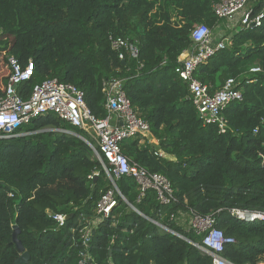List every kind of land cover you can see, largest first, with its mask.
<instances>
[{
  "label": "trees",
  "instance_id": "16d2710c",
  "mask_svg": "<svg viewBox=\"0 0 264 264\" xmlns=\"http://www.w3.org/2000/svg\"><path fill=\"white\" fill-rule=\"evenodd\" d=\"M221 1L0 0V88L9 76L7 56L21 66L31 60L33 75L17 88L23 99L36 84L56 79L82 91L90 112L104 118L102 84L121 80L131 106L149 126L150 142H158L156 147L127 140L121 153L130 165L165 177L175 199L160 218L155 192L148 190L138 201L136 182L121 177L116 186L126 202L118 199L85 249L81 216H94L97 201L111 185L91 148L58 131L94 145L87 134L53 114L37 117L20 125L17 137L0 139V264H15L20 256L12 243L13 226L29 254L27 264H78L83 252L92 264H211L197 248L201 238L186 224L169 220L170 214L190 210L212 216L217 229L235 241L223 246L224 260L264 264V221L247 223L230 215L264 214V0L248 4L251 18L262 15L260 26L238 25L229 45L194 74L211 93L228 78L239 83L242 100L222 113L225 134L216 125H202L187 84L175 74L178 59L194 45L192 29L204 25L216 31L221 21L212 8ZM111 38L135 44L137 57L113 50ZM252 67L262 72L249 73ZM94 174L98 178L91 190ZM48 212L67 216L66 225L57 228Z\"/></svg>",
  "mask_w": 264,
  "mask_h": 264
},
{
  "label": "built area",
  "instance_id": "2783aa9c",
  "mask_svg": "<svg viewBox=\"0 0 264 264\" xmlns=\"http://www.w3.org/2000/svg\"><path fill=\"white\" fill-rule=\"evenodd\" d=\"M250 1L222 0L213 5L212 11L218 20L226 22H231L236 15H239L241 28L260 26L262 15L251 18L250 11L246 10ZM190 37L194 45L185 57L182 55L178 59L181 65L175 69L176 77L187 84L189 99L202 125H216L219 134H225L227 124L222 113L231 103L242 100V94L237 89L239 83L233 78H228L221 88L211 93L210 87L195 79L194 74L198 66L225 49L230 39H212L209 28L204 25L195 26ZM110 40L113 50H124L130 57H137L138 49L135 44L122 38H111ZM118 56L120 60L124 59V53L120 52ZM6 64L9 68V76L5 86L0 88V139L15 138L18 136L16 130L20 125L37 117L53 114L58 120L87 134L94 142L92 145L83 138L89 144L93 155L101 162L111 187L97 201L94 216L91 219L86 220L81 216L83 227L79 233L85 249L96 226L110 216L113 208L118 205V199L126 202L116 186V181L121 177H130L136 182L139 192L138 201L145 196L148 190L154 191L158 205L161 207L157 210V215L160 218L163 217V207H168L175 201L171 184L162 175L149 173L135 165H130L121 153V145L127 140H138L140 144L145 141L150 142L149 126L131 106L123 91L121 80L110 79L103 82L102 93L107 115L104 118H97L85 105L82 91L73 85L62 84L56 79H48L36 84L28 98L23 99L17 92V88L21 83L31 79L33 62L29 60L25 66H21L13 56H7ZM261 72L259 67H252L249 70L252 74ZM154 155L162 156V153L160 150H155ZM263 164L264 157H262ZM9 197H12V194H9ZM130 208L150 223L173 234L160 222L144 217L133 206ZM47 215L57 228L66 225L67 216L64 214L48 212ZM230 215L247 223L256 220L264 221L263 213L233 211ZM169 220H178L181 224H186L187 230L201 238L202 246H197V248L211 258V264H230L221 257V253L224 245L235 243V241L226 238L223 232L217 229L216 221L212 216H200L190 210L188 213H179L177 217L170 214ZM173 235L186 240L180 235ZM81 256L78 264H92L85 252Z\"/></svg>",
  "mask_w": 264,
  "mask_h": 264
},
{
  "label": "water",
  "instance_id": "95a60500",
  "mask_svg": "<svg viewBox=\"0 0 264 264\" xmlns=\"http://www.w3.org/2000/svg\"><path fill=\"white\" fill-rule=\"evenodd\" d=\"M58 132L63 133V134L76 136V137L80 138L82 141H84V139L82 137L77 136L73 132H69V131H58ZM85 143L89 146V144L87 142H85ZM97 178H98V176L95 175L94 178H93V185L91 187V190L94 189V185H95V183L97 181ZM12 229H13V232H12V243L15 245L16 249L20 253L19 258L15 261V264H27L28 261H29V254L27 252L23 251V247L21 246V243L18 240L19 230H18V228L16 226H13Z\"/></svg>",
  "mask_w": 264,
  "mask_h": 264
},
{
  "label": "crops",
  "instance_id": "0c3cea01",
  "mask_svg": "<svg viewBox=\"0 0 264 264\" xmlns=\"http://www.w3.org/2000/svg\"><path fill=\"white\" fill-rule=\"evenodd\" d=\"M236 21H237V19H236ZM236 21H235V23L234 24H230V27H229V29L228 30H231L232 28H234V29H237L236 27L238 26V24H236ZM227 22H223V21H221V22H219L218 23V25H217V28H216V33H217V35L216 36H218V37H221L222 36V34H224V35H227L226 37H222V38H230L231 37V35L230 34H228V32L227 31H225V28H226V26H225V24H226ZM227 25V24H226ZM225 27V28H224ZM220 39V38H219ZM188 54V52H186L185 54H183V57H185L186 55ZM1 82V81H0ZM140 144V143H139ZM153 145H155L156 147H158V142L155 140V141H153Z\"/></svg>",
  "mask_w": 264,
  "mask_h": 264
},
{
  "label": "rangeland",
  "instance_id": "374dc122",
  "mask_svg": "<svg viewBox=\"0 0 264 264\" xmlns=\"http://www.w3.org/2000/svg\"><path fill=\"white\" fill-rule=\"evenodd\" d=\"M248 8H249V5H247L246 10H248ZM238 18H239V19H238ZM236 19H237V21H236ZM239 20H240V16H239V15H236V16L234 17V19H233L231 22H228V21H227V23H226L227 25L225 24L226 28L224 27V28H225V31H227L228 34L232 35V34L234 33V28H232L231 30H228L229 27H230V24H234L235 21H236V24L240 25V24H239ZM223 22H226V21H223ZM231 27H232V26H231ZM231 27H230V28H231ZM209 31H210V35H211L212 39H219V38H222V37H226V36H227V35L222 34L221 37H218V36H216L217 33H216V31H215L214 29H210V28H209ZM0 53H2V52H0ZM0 69H1V68H0Z\"/></svg>",
  "mask_w": 264,
  "mask_h": 264
}]
</instances>
